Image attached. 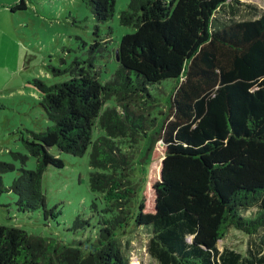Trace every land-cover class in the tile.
Here are the masks:
<instances>
[{
	"label": "trees",
	"instance_id": "obj_1",
	"mask_svg": "<svg viewBox=\"0 0 264 264\" xmlns=\"http://www.w3.org/2000/svg\"><path fill=\"white\" fill-rule=\"evenodd\" d=\"M227 1L130 0L120 23L135 31L122 37L106 83L78 60L66 81L31 82L53 125L24 139L36 165L21 167L8 187L17 210L56 218L42 178L65 164L51 149L83 156L91 147L90 187L102 195L106 215L96 240L74 244L0 223V264H134L117 238L131 219L150 235L149 252L161 264H264V10L249 5L254 16L221 19ZM87 5L105 22L116 0ZM166 80L175 85L162 102L156 95ZM112 98L117 103L104 109ZM95 125L103 134L94 140ZM155 152L160 170L148 204L137 175ZM90 226L77 216L71 230ZM231 228L255 237L257 250H220Z\"/></svg>",
	"mask_w": 264,
	"mask_h": 264
},
{
	"label": "rangeland",
	"instance_id": "obj_2",
	"mask_svg": "<svg viewBox=\"0 0 264 264\" xmlns=\"http://www.w3.org/2000/svg\"><path fill=\"white\" fill-rule=\"evenodd\" d=\"M11 1L0 2V6L7 9L5 18L0 22V223L18 226L32 234L54 238L65 244L87 238L94 241L99 220L106 214L102 195L90 187L91 147L83 156L51 149L65 165L63 168L48 167L42 178L47 206H57L60 211L56 218L48 220L50 222H46L42 210L20 213L15 204L16 196L8 187L19 175L21 167L35 168L36 160L27 150L24 139L31 137L33 131L41 132L53 125L40 103L42 93L31 82L41 79L47 85H53L66 81L78 60L79 67L98 71L99 81L106 83L118 68L115 52L122 37L135 31L120 23V14L130 0H116L114 15L105 22L96 20L87 0H24V6L12 11L10 8L21 0ZM249 5L258 11L264 10V0H228L223 6L225 11L221 9L217 16L220 14L225 20L252 17L257 12ZM97 41L101 43L99 48L95 46ZM163 83L166 88L161 87L156 95L162 102L168 97L175 81L166 80ZM116 103L112 98L106 102L104 109ZM101 134L103 132L95 125L93 139ZM16 154L27 155L26 162L23 163ZM160 158V153L155 152L146 173L141 175L138 172L137 175L141 178L140 188L144 189L148 204L152 202L151 187L159 175ZM5 163L13 165L14 169L3 170ZM95 196L100 197V212L92 207ZM77 216L89 219L91 226L86 230H71ZM138 231L131 219L117 235L124 254L134 264H161L149 252L150 235ZM257 245L255 237L234 228L218 242L220 250L229 247L243 254H248L252 248L257 250Z\"/></svg>",
	"mask_w": 264,
	"mask_h": 264
},
{
	"label": "crops",
	"instance_id": "obj_3",
	"mask_svg": "<svg viewBox=\"0 0 264 264\" xmlns=\"http://www.w3.org/2000/svg\"><path fill=\"white\" fill-rule=\"evenodd\" d=\"M1 1H2V0H0V2H1ZM11 2H14V0L11 1ZM10 10H11V8H10ZM11 11H12V10H11ZM6 13H7V9H6V7H5V6H0V22L5 18ZM34 96L37 97V93H36V92H35Z\"/></svg>",
	"mask_w": 264,
	"mask_h": 264
}]
</instances>
